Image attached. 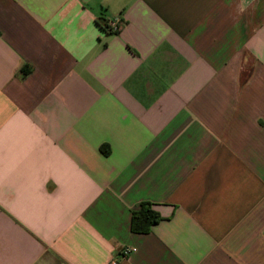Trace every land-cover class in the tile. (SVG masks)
Instances as JSON below:
<instances>
[{
	"label": "crops",
	"instance_id": "0c3cea01",
	"mask_svg": "<svg viewBox=\"0 0 264 264\" xmlns=\"http://www.w3.org/2000/svg\"><path fill=\"white\" fill-rule=\"evenodd\" d=\"M114 258L264 264V0H0V264Z\"/></svg>",
	"mask_w": 264,
	"mask_h": 264
},
{
	"label": "trees",
	"instance_id": "16d2710c",
	"mask_svg": "<svg viewBox=\"0 0 264 264\" xmlns=\"http://www.w3.org/2000/svg\"><path fill=\"white\" fill-rule=\"evenodd\" d=\"M161 221L154 205L145 202L132 214L131 230L136 234H149L152 228Z\"/></svg>",
	"mask_w": 264,
	"mask_h": 264
},
{
	"label": "built area",
	"instance_id": "2783aa9c",
	"mask_svg": "<svg viewBox=\"0 0 264 264\" xmlns=\"http://www.w3.org/2000/svg\"><path fill=\"white\" fill-rule=\"evenodd\" d=\"M121 24H122L121 18L109 20L107 22V29L112 33H118L121 29ZM135 251H136L135 248H125L120 253V257L126 258L127 256L130 255V253L135 252ZM111 264H119V259H115V258L112 259Z\"/></svg>",
	"mask_w": 264,
	"mask_h": 264
}]
</instances>
